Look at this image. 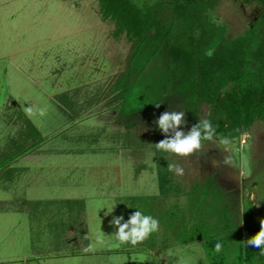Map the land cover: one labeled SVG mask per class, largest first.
I'll return each instance as SVG.
<instances>
[{
  "label": "rangeland",
  "instance_id": "obj_1",
  "mask_svg": "<svg viewBox=\"0 0 264 264\" xmlns=\"http://www.w3.org/2000/svg\"><path fill=\"white\" fill-rule=\"evenodd\" d=\"M251 7L221 0L210 14L233 38ZM114 29L99 0H0V264H209L200 240L183 242L192 228L264 220V120L191 157L157 150L155 121L185 107L164 52L128 76L134 43ZM159 159L184 169L165 191ZM137 210L159 231L122 244L111 221Z\"/></svg>",
  "mask_w": 264,
  "mask_h": 264
},
{
  "label": "trees",
  "instance_id": "obj_2",
  "mask_svg": "<svg viewBox=\"0 0 264 264\" xmlns=\"http://www.w3.org/2000/svg\"><path fill=\"white\" fill-rule=\"evenodd\" d=\"M240 1L264 5V0ZM99 2L103 18L115 24L113 35L126 33L134 43L128 76L139 58L145 70L155 55L164 52L167 86L185 107L191 125L202 118L210 120L216 129L214 140L221 141L237 139L255 121L264 120V12L252 27L229 38L227 27L210 14L221 0H146L141 6L132 0ZM203 103L210 105L205 117L200 115ZM161 164L159 159L160 185L165 191L173 182L172 172ZM192 229L183 242L202 241L209 264H264V248L246 246L260 231L257 225L225 226L207 234ZM236 237L238 250L229 257V244ZM217 242L222 244L220 252L215 251Z\"/></svg>",
  "mask_w": 264,
  "mask_h": 264
},
{
  "label": "clouds",
  "instance_id": "obj_3",
  "mask_svg": "<svg viewBox=\"0 0 264 264\" xmlns=\"http://www.w3.org/2000/svg\"><path fill=\"white\" fill-rule=\"evenodd\" d=\"M157 107L160 104H156ZM158 129L165 138L155 144L159 151L173 153L179 157H191L201 153L205 148V141H213L216 129L208 119H201L191 126L187 132L182 130V126L187 125L185 111H165L155 121ZM221 143H227L226 138H222ZM168 170L176 175H184V169L175 164H168ZM123 216L114 217L112 224L118 227L115 234L120 243H131L133 246L143 242L149 236L159 231V221L151 215H145L137 210L132 213L127 221ZM260 231L247 240L246 246H254L258 249L264 248V220L260 221ZM222 244L217 242L215 251L220 252Z\"/></svg>",
  "mask_w": 264,
  "mask_h": 264
},
{
  "label": "flooded vegetation",
  "instance_id": "obj_4",
  "mask_svg": "<svg viewBox=\"0 0 264 264\" xmlns=\"http://www.w3.org/2000/svg\"><path fill=\"white\" fill-rule=\"evenodd\" d=\"M236 1H238L241 6H249V7L252 6L251 8L253 12H251L250 14V20H249V25H248L252 27L253 23L256 22L260 18V16L263 14L264 5H260V4L253 3V2L244 3V2H241L240 0H236Z\"/></svg>",
  "mask_w": 264,
  "mask_h": 264
},
{
  "label": "water",
  "instance_id": "obj_5",
  "mask_svg": "<svg viewBox=\"0 0 264 264\" xmlns=\"http://www.w3.org/2000/svg\"><path fill=\"white\" fill-rule=\"evenodd\" d=\"M259 7H261V6H259Z\"/></svg>",
  "mask_w": 264,
  "mask_h": 264
},
{
  "label": "crops",
  "instance_id": "obj_6",
  "mask_svg": "<svg viewBox=\"0 0 264 264\" xmlns=\"http://www.w3.org/2000/svg\"><path fill=\"white\" fill-rule=\"evenodd\" d=\"M202 242V241H201Z\"/></svg>",
  "mask_w": 264,
  "mask_h": 264
}]
</instances>
